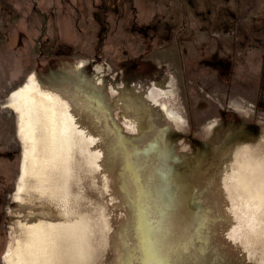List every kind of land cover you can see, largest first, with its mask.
<instances>
[{"label":"bare ground","instance_id":"obj_1","mask_svg":"<svg viewBox=\"0 0 264 264\" xmlns=\"http://www.w3.org/2000/svg\"><path fill=\"white\" fill-rule=\"evenodd\" d=\"M83 64L65 60L46 77L34 72L7 100L17 115L23 158L5 264H120L115 242L122 232L147 249L154 226L177 234L173 264H245L237 256L241 234H253L264 264V170L255 173L264 163L251 162L248 146L238 150L232 193L227 189L233 224L219 219L213 205L192 206L210 176L196 167L192 183L174 168L179 156L169 132L185 119L163 101L177 97L173 77L164 71L150 83L123 84L111 103L102 69L91 77ZM253 164L255 178L248 175Z\"/></svg>","mask_w":264,"mask_h":264},{"label":"rangeland","instance_id":"obj_2","mask_svg":"<svg viewBox=\"0 0 264 264\" xmlns=\"http://www.w3.org/2000/svg\"><path fill=\"white\" fill-rule=\"evenodd\" d=\"M81 59L91 77L102 69L111 103L123 84L150 83L164 71L173 77L177 97L161 101L185 119L169 132L179 156L174 168L192 183L196 167L204 170L210 177L192 206L213 205L219 219L233 224L227 189L238 150L248 146L251 162L264 163V0H0V264L23 158L7 100L30 74L46 77L65 60ZM253 169L248 175L255 178ZM261 170L264 164L255 173ZM248 236L237 238V256L261 264L256 239ZM115 243L120 264L140 247L125 231Z\"/></svg>","mask_w":264,"mask_h":264},{"label":"snow or ice","instance_id":"obj_3","mask_svg":"<svg viewBox=\"0 0 264 264\" xmlns=\"http://www.w3.org/2000/svg\"><path fill=\"white\" fill-rule=\"evenodd\" d=\"M137 167H139L137 165ZM124 169L129 171V157L124 155ZM120 179L124 180V174ZM176 233L163 228L152 227L148 234V245L145 249L141 247L137 249V254H130L124 261V264H173L170 253L173 250V241L176 239ZM151 253L149 257L146 253Z\"/></svg>","mask_w":264,"mask_h":264}]
</instances>
